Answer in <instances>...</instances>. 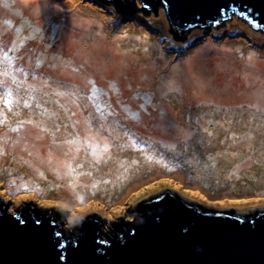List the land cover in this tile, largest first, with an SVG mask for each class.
Returning a JSON list of instances; mask_svg holds the SVG:
<instances>
[{"label": "rangeland", "instance_id": "obj_1", "mask_svg": "<svg viewBox=\"0 0 264 264\" xmlns=\"http://www.w3.org/2000/svg\"><path fill=\"white\" fill-rule=\"evenodd\" d=\"M132 1L0 0V199L118 232L168 192L264 212V31Z\"/></svg>", "mask_w": 264, "mask_h": 264}, {"label": "water", "instance_id": "obj_2", "mask_svg": "<svg viewBox=\"0 0 264 264\" xmlns=\"http://www.w3.org/2000/svg\"><path fill=\"white\" fill-rule=\"evenodd\" d=\"M109 1L120 12L138 9L132 0ZM140 2L145 13L163 3L182 37L196 26L220 25L233 14L264 31V0ZM135 218L118 232L92 217L64 223L55 212L10 210L0 199V264H264V212L232 214L168 192L141 205ZM76 224L81 232L65 241Z\"/></svg>", "mask_w": 264, "mask_h": 264}, {"label": "bare ground", "instance_id": "obj_3", "mask_svg": "<svg viewBox=\"0 0 264 264\" xmlns=\"http://www.w3.org/2000/svg\"><path fill=\"white\" fill-rule=\"evenodd\" d=\"M39 5V2L38 3H36V6H35V9H38L37 8V6ZM40 5H41V3H40ZM42 6V5H41ZM43 7V6H42ZM33 9V8H32ZM37 11V10H36ZM78 20V19H77ZM76 20V21H77ZM90 22V18H88V17H82L80 20H78V23L79 24H87V23H89ZM116 40H118V39H116ZM113 47V49L114 50H116L117 52H119V49H121L122 50V48H121V45L119 44V46H112ZM119 48V49H118ZM114 50H113V52H114ZM57 157H60L59 155H56ZM71 162H72V164L74 163L72 160H70ZM88 178V176H86L85 177V179H87ZM77 179V178H76ZM73 185L75 186V187H77L76 186V182H73ZM128 192H130V191H128ZM204 194V193H203ZM124 200H127V197L124 199Z\"/></svg>", "mask_w": 264, "mask_h": 264}, {"label": "trees", "instance_id": "obj_4", "mask_svg": "<svg viewBox=\"0 0 264 264\" xmlns=\"http://www.w3.org/2000/svg\"><path fill=\"white\" fill-rule=\"evenodd\" d=\"M58 222H59V221H58ZM130 225H131V224H130ZM132 225H133V224H132ZM81 230H82V228H81V224H80V225H79V224H78V225L76 224L75 228H73V233H70V235L67 236V238H66L65 240H66V241L69 240L70 237H71L72 235H74V234H76V233H80ZM61 234H64L63 229H62V231H61Z\"/></svg>", "mask_w": 264, "mask_h": 264}, {"label": "snow or ice", "instance_id": "obj_5", "mask_svg": "<svg viewBox=\"0 0 264 264\" xmlns=\"http://www.w3.org/2000/svg\"><path fill=\"white\" fill-rule=\"evenodd\" d=\"M145 7H147V5H145ZM9 103H10V102H9ZM107 150H108V149H107V145H105L104 151L107 152ZM148 158L151 159V157H148ZM67 167H68L69 169H71V164H68Z\"/></svg>", "mask_w": 264, "mask_h": 264}]
</instances>
